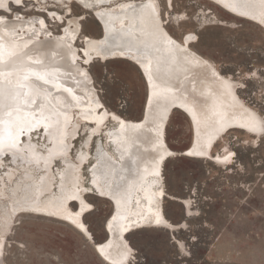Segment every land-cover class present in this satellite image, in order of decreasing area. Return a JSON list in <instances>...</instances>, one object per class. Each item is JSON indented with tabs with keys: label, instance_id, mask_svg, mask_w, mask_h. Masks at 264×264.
<instances>
[{
	"label": "bare ground",
	"instance_id": "1",
	"mask_svg": "<svg viewBox=\"0 0 264 264\" xmlns=\"http://www.w3.org/2000/svg\"><path fill=\"white\" fill-rule=\"evenodd\" d=\"M6 1L0 0V158L18 162L21 170L15 175L14 168L8 169L4 179L0 176V223L8 230L18 214L44 208L53 215L46 217L72 224L102 261L128 264L133 252L126 239L129 232L173 227L160 208L162 167L175 154L165 139L171 110L190 120L192 143L184 155L191 158L213 157L214 144L230 129L260 136L264 118L238 95L233 77L190 47L194 34L178 40L166 30L156 0L52 1L92 10L100 29L97 37L82 34V18L68 15L70 9L52 17L62 24L54 34L41 17L14 14ZM205 1L264 30V0ZM165 2L170 10L172 0ZM38 5L33 10L44 13ZM5 7L10 18L1 9ZM95 59H128L143 70L149 92L142 121L109 114L102 107L87 70ZM81 126L86 134L72 157ZM100 134L104 141H94ZM89 159L88 188L81 168ZM231 159L229 151L215 157L222 164ZM88 189L113 204L103 226L109 235L106 243L93 242L82 220L92 208L84 197ZM185 207L189 212V202ZM2 245L3 238L0 264Z\"/></svg>",
	"mask_w": 264,
	"mask_h": 264
},
{
	"label": "rangeland",
	"instance_id": "2",
	"mask_svg": "<svg viewBox=\"0 0 264 264\" xmlns=\"http://www.w3.org/2000/svg\"><path fill=\"white\" fill-rule=\"evenodd\" d=\"M46 1L24 0L22 4L7 0L6 5L10 3L11 11L24 18L41 17L54 34L62 30V24H55L52 17L63 16V11L70 9L68 15L82 18L83 35L99 36L92 10L84 12L74 4H79L76 0L65 6ZM156 1L166 30L178 40L194 34L190 47L223 75L233 77L238 82V95L264 118V30L205 0H172L170 10L165 0ZM35 2L43 5L44 13L33 10L39 6ZM6 7L1 9L10 18ZM135 66L128 59L102 63L95 59L87 66L95 93L109 114L141 118L146 90ZM85 134L86 128L81 126L69 152L72 157ZM192 134L186 114L171 110L165 139L175 154L166 158L162 167L160 208L173 227L150 226L129 232L126 239L133 252L128 264H264V133L255 136L230 129L214 144L213 157L208 158L184 155ZM98 139L104 141L103 134L94 136V141ZM94 145L92 142L91 147ZM228 151L232 153L229 164L215 161L218 153ZM0 161L2 179L8 169L20 174L18 162L7 156ZM57 161L51 167L54 175ZM91 162L89 159L81 168L83 185L88 188ZM88 190L84 197L92 208L82 220L92 239L100 244L113 204ZM185 202H189V212ZM70 207L75 210L76 204ZM45 215L53 216L44 208L39 213L18 214L8 230L0 223L1 264H107L72 224Z\"/></svg>",
	"mask_w": 264,
	"mask_h": 264
},
{
	"label": "water",
	"instance_id": "3",
	"mask_svg": "<svg viewBox=\"0 0 264 264\" xmlns=\"http://www.w3.org/2000/svg\"><path fill=\"white\" fill-rule=\"evenodd\" d=\"M139 71H140V74H141V76H142V78H143V81H144V84H145V90H146V92H145V94H146V99H145V102H144V108H143V114H142V116H141V121H142V119L144 118V111H145V105H146V102H147V98H148V92H149V85H148V81H147V78H146V75H145V73L143 72V70L141 69V68H139ZM75 202V201H74ZM107 229V228H106ZM108 231V230H107ZM108 233V232H107ZM108 239H109V235L107 234L106 236H105V241H104V243H106L107 241H108ZM93 242H95V241H93Z\"/></svg>",
	"mask_w": 264,
	"mask_h": 264
}]
</instances>
